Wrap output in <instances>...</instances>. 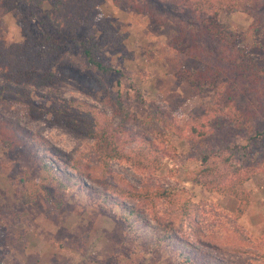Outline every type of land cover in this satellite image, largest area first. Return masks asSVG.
<instances>
[{"label":"rangeland","instance_id":"1","mask_svg":"<svg viewBox=\"0 0 264 264\" xmlns=\"http://www.w3.org/2000/svg\"><path fill=\"white\" fill-rule=\"evenodd\" d=\"M52 6L53 2L45 1L34 15H30L26 6L0 11V40L7 45H27L34 49L38 63L54 73L55 84L41 92L85 99L100 107L107 92H123L135 113L126 138L143 134L154 140L156 135L145 120L158 105L182 122L194 107L212 96L211 88L198 92L176 75L179 67L199 71L207 64L195 57H180L169 45L180 32L179 24L172 18L163 24L149 11L139 10L134 0L117 3L69 0L68 14L77 23L73 37L67 27L58 28L46 21ZM97 11L111 18L124 37L120 44H101L102 31L94 17ZM166 11L168 15H184L187 23L191 20L187 11L182 13L171 6ZM221 22L236 33H245L256 24L253 37L242 36L239 44L264 65V9L256 17L245 12L223 11ZM47 34L51 35L52 43L44 44ZM87 48L93 49L99 59L115 70L98 76L92 68H87L84 60ZM32 104L43 111L41 116L30 111ZM52 109L51 100L37 94L30 100L8 92L0 98L2 114L18 118L22 125L81 157L95 175L101 173L102 161L95 140L52 122ZM256 126L262 144L259 140L252 141L256 132H237L235 139L213 137L210 145L218 150L203 159L207 152L199 157L189 141L172 135L171 140L160 143L166 159L161 169L140 171L119 161H112L110 168L120 184H132L141 190L171 188L178 202H159L160 212L179 210V204L184 202L194 203L198 226L224 251L223 256L244 264H264V171L237 184L240 190L252 192L244 214L238 213L240 200L226 190L234 181L231 163L245 159L238 154L239 150H246L244 146H248L249 152L246 165L264 161V117ZM221 132L219 136L224 133ZM135 145L136 142H131L125 150L130 151ZM64 168L62 163L61 169L66 171ZM38 179L49 181L24 148L13 153L0 149V264H181L165 244L151 254L141 253L127 237L119 210L101 203L81 184L68 189L59 208L45 199L24 204L17 197V190L34 189ZM85 184L96 187L89 180ZM15 212L19 215L12 214ZM147 216L152 217L151 209L147 210ZM184 232L196 243L186 222Z\"/></svg>","mask_w":264,"mask_h":264},{"label":"trees","instance_id":"2","mask_svg":"<svg viewBox=\"0 0 264 264\" xmlns=\"http://www.w3.org/2000/svg\"><path fill=\"white\" fill-rule=\"evenodd\" d=\"M45 1L53 2L46 21L58 28L67 27L69 35L75 37L77 23L68 14L69 0H0V11L26 6L30 15H34ZM119 1L114 0L115 3ZM134 2L139 10L149 11L163 24L171 18L179 24L180 32L169 45L180 57H195L206 62L207 66L199 71L182 66L176 75L198 92L211 88L212 96L194 107L182 122L158 105L145 120L154 131L156 140L143 134L129 139L126 138L131 130L129 123L135 119V113L128 106L126 94L109 91L102 97L100 107L77 97H64L50 91L43 93L42 89L55 84L52 70L38 63L33 54L34 49L29 46L7 45L0 40V98L7 92L26 100H30L34 94L45 96L53 103L51 121L95 140L96 151L102 161V172L95 175L81 157L65 151L41 133L22 125L18 118L0 112V149L13 153L18 148H24L49 179L47 182L38 179L32 190H17V197L24 204L49 200L59 208L68 189L81 184L101 203L114 205L119 210L127 237L139 247L141 253L151 254L165 244L177 255L181 264H244L223 256L224 251L201 230L195 220L194 203L184 202L179 204V210L160 212L157 207L159 202H178L171 188L141 190L132 184H120L110 164L119 161L140 171L161 169L166 159L165 149L160 143L168 142L172 135L189 141L198 151L199 157L204 151L207 152L203 159L218 150L216 146L210 145L213 137L235 139L237 132H256L252 141L259 140L262 144L256 123L264 117V65L259 64L248 49L239 44L242 36L253 37L256 24L245 33H236L221 22V14L223 11L245 12L256 17L264 9V0ZM168 6L182 13L187 11L191 16L190 22L187 23L186 17L181 14L168 15ZM94 17L102 31V45L122 42L124 37L119 34L110 17L101 15L100 11ZM51 39V35H45L44 44H48L46 41L52 43ZM84 60L87 68H92L98 76H105L115 70L90 48L84 51ZM30 111L38 116L43 114L35 104L31 105ZM221 131L224 133L219 136ZM131 142H136V145L126 151L125 146ZM244 149L248 150V146H244ZM246 150H239L238 153L245 159L231 163L234 181L226 189L240 200L239 215L247 211L252 192L240 190L237 184L241 185L256 172L264 171V161L245 164L246 156L249 155ZM62 163L66 171L61 169ZM86 180L96 187L87 186ZM262 191L264 193V182ZM149 209L152 210L151 218L147 216ZM12 214L19 215L16 212ZM184 222L190 226L196 243L185 234Z\"/></svg>","mask_w":264,"mask_h":264}]
</instances>
